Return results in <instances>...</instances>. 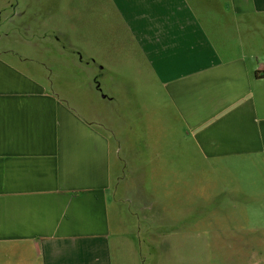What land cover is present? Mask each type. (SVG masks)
<instances>
[{
	"label": "crops",
	"instance_id": "0c3cea01",
	"mask_svg": "<svg viewBox=\"0 0 264 264\" xmlns=\"http://www.w3.org/2000/svg\"><path fill=\"white\" fill-rule=\"evenodd\" d=\"M86 1L0 8V264H116L129 182L184 166L264 202V0Z\"/></svg>",
	"mask_w": 264,
	"mask_h": 264
},
{
	"label": "rangeland",
	"instance_id": "374dc122",
	"mask_svg": "<svg viewBox=\"0 0 264 264\" xmlns=\"http://www.w3.org/2000/svg\"><path fill=\"white\" fill-rule=\"evenodd\" d=\"M83 8L90 13L89 5ZM5 20L0 24L7 26ZM62 23L74 25L68 18ZM191 167L162 172L145 197L138 181L129 182L116 264H264L262 188L245 167L228 174H219L216 164Z\"/></svg>",
	"mask_w": 264,
	"mask_h": 264
}]
</instances>
